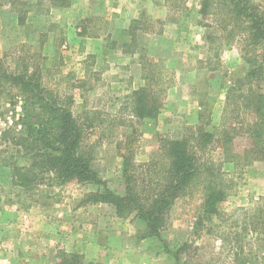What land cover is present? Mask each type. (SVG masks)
Segmentation results:
<instances>
[{
    "label": "rangeland",
    "instance_id": "rangeland-1",
    "mask_svg": "<svg viewBox=\"0 0 264 264\" xmlns=\"http://www.w3.org/2000/svg\"><path fill=\"white\" fill-rule=\"evenodd\" d=\"M60 1L1 0L0 57L8 71L39 67L44 87L58 93L61 100L70 98V107L81 120H94L93 126L86 128L82 148L86 146L92 153V167L108 188L124 194L122 154L128 145L137 163L159 158L160 139L166 132L181 137L198 125L214 132L242 126L234 132V150L242 153L252 145L253 138L245 129L255 117L247 106V96L250 90L264 94V74L249 84L238 82L249 68L244 52L224 36L213 18H202L199 0H144V14L130 22L131 33L124 31L126 23L114 12L79 13L77 3L73 9L64 10L61 7L71 1L58 5ZM92 1L80 0V5ZM158 5L160 11L153 12ZM129 38L134 39L130 48L125 43ZM121 51L137 52L140 67L146 58L152 59L145 66L156 73L153 88L163 89L158 93L161 109L166 103L164 87L197 69L189 75L192 81L183 90L189 100L197 98L203 105L198 113L192 105L189 107L194 121H184L187 116L182 105L170 108L177 121L169 125L159 123L156 117L150 121L136 118L132 113V86L139 88L146 82L143 77L130 76L138 67L126 63ZM23 103L24 97L16 88L4 85L0 89V225L6 211L34 205L52 209L54 203L63 200L71 208L76 203L84 204L90 218L95 219L98 210L91 206L93 201L88 196L97 188L103 189V184L71 183L62 187L51 182L29 191L13 184V167L26 165L29 159L17 153L11 135L4 139L3 133L20 131ZM216 158L221 160L218 155ZM221 171L230 187L217 203V213L202 216V193L195 186L191 194L175 201L167 225L158 235H146V224L133 214L119 221V233L111 241L139 250L124 254L114 251L117 264H264V226L253 230L243 224L256 210L264 211V158L239 168L223 166ZM106 208L102 211L115 212L110 204ZM25 231L20 246H26L23 241L29 242L30 231ZM13 238L17 239L15 235ZM23 253L28 252L22 249ZM57 259L62 264H100L78 253L59 252ZM101 259L104 261L103 256Z\"/></svg>",
    "mask_w": 264,
    "mask_h": 264
},
{
    "label": "trees",
    "instance_id": "trees-1",
    "mask_svg": "<svg viewBox=\"0 0 264 264\" xmlns=\"http://www.w3.org/2000/svg\"><path fill=\"white\" fill-rule=\"evenodd\" d=\"M65 1L57 4L65 5ZM198 12L203 19L213 18L225 32L224 36L238 43L244 52L249 68L238 82L249 84L263 77L264 3L256 0H199ZM133 41L127 44L128 48L134 45ZM151 61L146 58L142 64L145 85L131 93L132 113L138 119L155 118L162 106L158 93L163 89L153 88L151 82L156 73L145 66ZM4 85L16 88L24 97L20 131L3 133L4 139L10 134L16 152L29 159L28 164L13 167L16 176L13 184L27 191L51 182L57 185L103 184L104 188H97L89 194L88 200L112 205L121 218L133 214L146 224V235L149 236L160 233L167 225L175 201L191 194L195 186L202 193V216L217 213V203L226 197L230 187L222 177L221 168L228 165L239 168L264 158V94L250 90L247 106L255 118L246 124L245 131L253 138L248 149L239 153L233 148L234 132L240 131L242 126H231L230 130L223 128L219 132L205 130L201 125L190 127L181 137L160 139L159 158L151 157L141 163L133 159L132 147L128 145L127 152L122 154L121 172L125 183L122 195L108 188L99 178L92 167V153L86 146L82 148L88 133L86 128L92 127L94 120H81L74 115L70 98L61 100L58 93L44 87L39 67L8 71L3 68L0 57V89ZM99 122L103 123V120ZM217 155L221 159L219 162ZM243 224L245 227L251 225L253 230L259 229L260 224L264 226V211L256 210L250 221L245 220Z\"/></svg>",
    "mask_w": 264,
    "mask_h": 264
},
{
    "label": "crops",
    "instance_id": "crops-1",
    "mask_svg": "<svg viewBox=\"0 0 264 264\" xmlns=\"http://www.w3.org/2000/svg\"><path fill=\"white\" fill-rule=\"evenodd\" d=\"M70 1V5L61 8H64V10L73 9L77 3L79 13H87V10L103 14L107 10L111 14L114 12L116 17L119 16L126 23L124 25L126 33H131L130 22L140 19L145 9L144 0H95L81 5L80 0ZM160 8V5L154 6L152 11H160ZM131 40L132 38L125 40V43L128 44ZM120 54L126 59V63L132 62L130 63L131 65L138 67L134 74L130 72V76L133 75V78H136V75L142 77L143 72L141 71L142 67H140V62L138 61L139 56L137 52L128 53L121 51ZM196 71L197 69H192L190 73H183L180 78L170 83L169 86H166L164 89L166 103H164V108L161 109L162 111L160 110L155 118L159 123L167 122L169 125V123L177 121L175 116H173L175 112L170 110V108L178 105L184 106V112L187 116L184 121L189 119L190 122L194 121L190 113L191 108L189 107L192 105V108L198 113V109L203 105L197 98L193 102L189 100L183 90L184 86L192 81L189 75ZM136 88L138 87L132 86V90ZM151 119L144 118L143 120L150 121ZM164 135L175 138L169 132H166ZM75 185L80 186L83 184L78 183ZM59 201L56 200V202ZM65 204L67 203L63 200L60 203H54L52 209H47V207L45 209L44 205H34L25 210L6 211L5 222H3L4 219L2 218L3 220L0 225V264H62L57 259L59 252L64 255L78 253L82 257L84 256L85 259L89 257L95 263L117 264V260L113 257L114 251L122 250L124 254L132 250L123 243L111 241L112 238H117V233H119L120 229L117 223L123 221L124 218L118 217L113 210L102 211L109 204L93 203L91 206L98 210L93 215L95 217L93 220L90 218L89 213L86 212L87 206L85 207L84 204L76 203L73 208ZM21 224L25 225V228H22ZM26 225H28L27 228ZM25 230L30 231L29 242L25 243L23 241L22 243L26 246H20V238L27 233ZM103 233H107L108 236L103 235ZM14 235L17 239L13 238ZM138 248H133L132 251L139 250ZM22 249H26L28 253H23L22 255ZM123 254H121V258L126 259V257H123ZM102 256L104 257V261L101 259ZM107 258L110 259L106 261ZM118 264L122 263L119 262Z\"/></svg>",
    "mask_w": 264,
    "mask_h": 264
},
{
    "label": "built area",
    "instance_id": "built-area-1",
    "mask_svg": "<svg viewBox=\"0 0 264 264\" xmlns=\"http://www.w3.org/2000/svg\"><path fill=\"white\" fill-rule=\"evenodd\" d=\"M7 118L9 119V121H10V122H12V120H11V117H10V116H7Z\"/></svg>",
    "mask_w": 264,
    "mask_h": 264
}]
</instances>
